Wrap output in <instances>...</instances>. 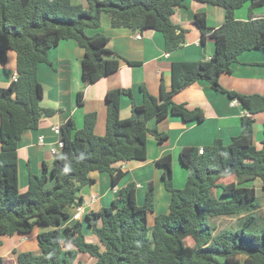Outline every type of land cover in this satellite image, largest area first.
<instances>
[{
    "label": "trees",
    "instance_id": "obj_1",
    "mask_svg": "<svg viewBox=\"0 0 264 264\" xmlns=\"http://www.w3.org/2000/svg\"><path fill=\"white\" fill-rule=\"evenodd\" d=\"M196 1L225 11V22L216 29L208 27L205 14H197L193 21L202 43L208 37L215 41V54L207 60L172 63L171 89L167 91L161 82L160 95L155 96L141 86L144 102L140 106L133 103L127 119L120 116L121 98L132 99V90L108 91L106 134H95L94 112L85 115L81 129L69 119L60 127L63 149L55 156L51 171L55 185L46 187L44 164L43 174L31 173L27 191L21 192L18 144L22 134L37 129L43 118L63 111L41 106L44 89L38 66L49 63L51 48L63 40H73L83 48L82 77L89 86L117 72L124 61L108 49V37L86 32L101 28L103 13L110 16L113 27L161 32L167 53L186 44L188 30L172 21L184 0H86V7L71 0H0V64L6 63L10 51L17 54V77L0 88V247L2 237L28 235L35 226L48 228L38 235L39 252L19 253L16 264H88V258L94 264H264V226H259L257 216L263 200L253 186L260 180L264 189V139L260 148L253 141V116L264 112V95H245L220 83L223 74L232 73L240 55L264 51V15L253 12L264 7V0ZM245 4H249L248 20H236L235 12ZM198 82H207L247 109L241 134L230 145L217 139L203 148V154L197 147L183 148L179 157L189 176L182 189L174 185L172 156L157 161L172 197L168 213L156 216L153 226L148 224V214L155 211L153 185L139 206L137 186L129 183L110 206L87 213L98 244L88 241L81 221L62 230V221L69 218L66 209L82 206L79 192L95 184L92 172L109 173L116 185L124 176L116 164L146 161L148 135L159 144L168 139V134L148 127L151 120L161 122L169 116L184 121L205 119L202 110H189L173 99ZM83 100L84 93L79 92L77 103L82 105ZM228 178L233 179L222 182ZM219 218H233L236 223L218 230L214 221ZM255 226L259 227L256 231L250 230ZM189 238L192 246L186 245ZM0 264L13 262L0 256Z\"/></svg>",
    "mask_w": 264,
    "mask_h": 264
},
{
    "label": "crops",
    "instance_id": "obj_2",
    "mask_svg": "<svg viewBox=\"0 0 264 264\" xmlns=\"http://www.w3.org/2000/svg\"><path fill=\"white\" fill-rule=\"evenodd\" d=\"M71 1L73 4L87 6L86 0ZM253 12L255 16H263L264 7L256 8ZM197 14H205L207 25L212 29L219 28L225 22L224 9L196 0H184V7L175 11L172 21L188 30L186 44L167 53L165 38L161 32L155 30L134 32L127 27H113L110 16L103 13L101 28L99 30L87 29L86 32L90 36L100 32L108 37V49L124 61L117 72L89 86H85L82 77L85 50L80 48L75 41L63 40L48 51L49 63H42L38 66V78L44 89L41 105L44 108L63 109V111L51 118H43L37 129L26 130L22 134L18 144V173L21 192L27 191L31 173L39 176L43 174L44 164L48 169L46 187L51 188L55 185V179L51 176L55 159L52 150L62 152L59 148L62 136L55 132V127H61L69 119H73L76 127L81 129L85 115L94 112L97 114L94 132L97 136H104L106 134V95L108 91L132 90V99L128 96L121 98L120 116L122 119H127L131 116L132 104L140 106L144 102L140 91L141 86L155 96L160 95L161 82L165 83L167 91L171 89L172 63L207 60L215 54V41L208 37L206 42L202 43L201 32L193 24ZM235 18L239 21L248 20L249 4L238 9L235 12ZM125 61L139 63V65L130 66ZM263 64V50L245 52L240 55L239 62L232 66V73L223 74L220 77V83L227 90L245 95H264ZM16 76L17 54L10 51L6 63L0 64V88L8 87ZM79 92L84 93L82 105L77 103ZM173 99L175 103L185 105L189 110H202L205 119L202 122L184 121L179 116H169L161 122L151 120L148 127L158 128L160 132L168 134V139L163 144H159L153 136L148 135L146 161L116 164V167L124 172V176L116 185L112 183L109 173L92 172L91 177L95 179V184L85 186L79 192V196H82L84 200L82 206L66 209L69 218L62 221L60 227L62 230L76 223L73 215L76 214L77 208H81L83 216L80 221L83 223L84 233L88 241L98 244V239L88 226L87 213L98 212L101 208L110 206L115 199L119 198L121 190L129 183H135L137 186L136 197L139 206L144 205L147 191L150 185H153L155 211L148 214V224L153 226L156 216L168 213L172 197L165 188L162 179L163 170L157 166V161L167 155L172 156L174 185L182 189L189 175L188 169L183 166L179 157L183 148L203 149L213 145L217 139L222 140L224 145H230L233 138L241 134L242 117L247 111L237 100H232L227 94L213 90L207 82L195 83L176 94ZM253 117L255 120L253 141L254 145L260 148L264 139V112L255 114ZM47 230L46 227L35 226L28 235L2 237L0 256L16 264L17 255L21 252L37 254L39 252L38 235ZM88 260L93 262L92 259L88 258Z\"/></svg>",
    "mask_w": 264,
    "mask_h": 264
},
{
    "label": "rangeland",
    "instance_id": "obj_3",
    "mask_svg": "<svg viewBox=\"0 0 264 264\" xmlns=\"http://www.w3.org/2000/svg\"><path fill=\"white\" fill-rule=\"evenodd\" d=\"M232 179L233 178L224 179V180H222V182H228V181H231ZM253 186L256 189L257 195L259 197H261L262 200H263V208L258 212V215H257V216H259V220H258L259 223L258 224H259L260 227H263L264 226V189L262 188V183H261L260 180L259 181H256V183H254ZM214 223L218 227V230H221L223 228H228V227L234 226L235 223H236V220L233 219V218H219V219H216L214 221ZM257 228H259V227L258 226L257 227L255 226V227L251 228L250 230L256 231ZM193 243L194 242H193V240L191 238H189V239L186 240V245L187 246H192ZM85 261H88V264H93V262H91L88 259H85Z\"/></svg>",
    "mask_w": 264,
    "mask_h": 264
},
{
    "label": "built area",
    "instance_id": "obj_4",
    "mask_svg": "<svg viewBox=\"0 0 264 264\" xmlns=\"http://www.w3.org/2000/svg\"><path fill=\"white\" fill-rule=\"evenodd\" d=\"M138 38H140V35H138ZM16 77H15V79H16ZM55 132L60 134L61 128L60 127H55ZM59 148L63 149V142L62 141H60V143H59ZM199 153L203 154V149H200ZM52 154L54 156H56V155H60L61 153L59 152V150H55L54 149V150H52ZM82 214H83V210L81 208H77L76 214L73 215V220H75L76 222L80 221L82 219V216H83Z\"/></svg>",
    "mask_w": 264,
    "mask_h": 264
},
{
    "label": "water",
    "instance_id": "obj_5",
    "mask_svg": "<svg viewBox=\"0 0 264 264\" xmlns=\"http://www.w3.org/2000/svg\"><path fill=\"white\" fill-rule=\"evenodd\" d=\"M247 111V109H245Z\"/></svg>",
    "mask_w": 264,
    "mask_h": 264
}]
</instances>
